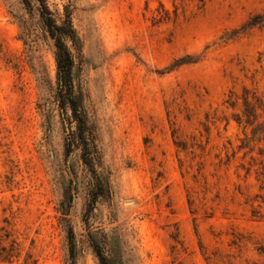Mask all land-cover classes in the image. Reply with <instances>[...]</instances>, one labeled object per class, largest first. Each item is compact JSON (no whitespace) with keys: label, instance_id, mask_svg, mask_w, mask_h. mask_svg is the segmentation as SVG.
Here are the masks:
<instances>
[{"label":"rangeland","instance_id":"1","mask_svg":"<svg viewBox=\"0 0 264 264\" xmlns=\"http://www.w3.org/2000/svg\"><path fill=\"white\" fill-rule=\"evenodd\" d=\"M46 2L93 166L39 3L0 0V264H264V0Z\"/></svg>","mask_w":264,"mask_h":264},{"label":"trees","instance_id":"2","mask_svg":"<svg viewBox=\"0 0 264 264\" xmlns=\"http://www.w3.org/2000/svg\"><path fill=\"white\" fill-rule=\"evenodd\" d=\"M40 7L39 11L44 21V25L47 28V31L50 33L51 38L55 41L56 47V62L58 67V93L60 96V107L64 114H67V111L70 109L73 115V119L78 123V137L81 140V144L84 147L83 160L86 165L92 167L93 163L87 157V152L89 148V141L86 139L85 135L89 133V127L87 124L86 117L83 112L80 111V101H78L74 96V85L72 72L75 67L74 55L71 51V48L68 46L67 41H70L72 45L78 49L79 42L76 31L73 27L71 15L68 13L65 20L62 24H59L57 19L53 17V13L49 9V6L46 0H36ZM26 4H30L28 1ZM185 64L181 63L180 65ZM179 65V66H180ZM93 169V168H92ZM92 172L95 174V177L98 181L97 184V193L92 200V206L95 205L97 199L104 195V185L100 181L99 177L96 175L94 169ZM69 240H70V252L73 259H75V235L73 229H69ZM92 247L95 254L98 257V264H112L111 258H108L103 248L98 243H93ZM75 264V262H74Z\"/></svg>","mask_w":264,"mask_h":264}]
</instances>
